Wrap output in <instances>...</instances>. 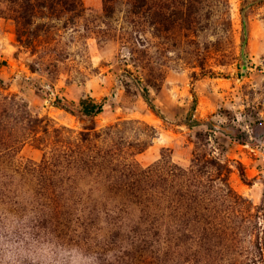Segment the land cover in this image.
Here are the masks:
<instances>
[{"label":"rangeland","instance_id":"374dc122","mask_svg":"<svg viewBox=\"0 0 264 264\" xmlns=\"http://www.w3.org/2000/svg\"><path fill=\"white\" fill-rule=\"evenodd\" d=\"M82 1L91 10L86 18L92 27L107 30L105 24H110L117 29L118 24L102 17L103 0ZM254 1L223 2L215 17L221 25L216 31L192 36L194 43L179 35L156 38L150 30L146 47H139L145 50V68L128 60V51L115 31L102 43L84 30L83 18L74 29L60 30L48 44L38 42L37 52L32 54L19 45L14 23L0 16V79L7 87L0 91L17 94L40 117L52 119L53 125L45 143L30 139L21 147L19 161L24 166L41 164L57 145L54 127H66L69 131L61 134L73 140H83V134L90 136L82 145L92 155L100 148L112 149L116 159L144 168L163 157L184 168L199 154L208 159L220 157L230 160L224 166L229 165L233 172H206L202 179L210 199L227 209L231 203L221 204L220 194L232 189L255 212L264 203V123L258 122L259 117L264 118V0L249 6ZM144 87L149 102L143 96ZM88 97L104 102V112L88 118L56 106L61 100V105L74 109ZM234 127L245 131L243 144L225 135L239 133ZM39 137L46 136L41 131ZM239 162L246 166L253 185L241 179ZM89 179L84 186L93 184ZM128 213L129 222L139 220L135 207ZM44 225L53 229L50 223ZM65 228L58 235L74 240ZM251 232L245 238L250 249L258 239ZM259 236L264 248V234Z\"/></svg>","mask_w":264,"mask_h":264},{"label":"trees","instance_id":"16d2710c","mask_svg":"<svg viewBox=\"0 0 264 264\" xmlns=\"http://www.w3.org/2000/svg\"><path fill=\"white\" fill-rule=\"evenodd\" d=\"M225 1L103 0L102 17L118 24L117 29L105 24L107 30L91 26L86 18L91 10L82 0H1L0 16L14 23L19 45L32 54L37 52L38 42L48 44L60 30L74 29L83 18L84 30L102 43L115 31L128 51V60L145 68V50L139 47H146L150 30L156 38L179 35L194 43L192 36L216 31L221 25L215 17ZM31 70L35 72V66ZM1 89L7 87L0 79ZM147 90L143 88V96L149 102ZM61 104L58 100L56 106L88 118L103 113L105 105L92 97L82 98L74 109ZM258 120L264 123V118ZM51 122L17 94L0 91V204L21 210L17 197L31 199L43 213V224L50 223L57 234L66 227L74 240L114 251L116 264H264L259 236L264 234V203L253 212L248 200L230 189L220 194L221 204L231 203L226 209L215 205L217 201L213 202L206 191L202 177L210 170L231 174L233 169L224 166L229 159L226 162L199 154L184 168L163 157L144 168L116 159L112 149L100 148L92 155L82 145L90 136L83 134V140H73L61 134L66 127H54L58 138L50 155L45 154L41 164L24 166L17 158L21 147L30 139L45 143ZM234 128L239 133L225 135L241 143L246 133ZM41 131L46 136L43 140ZM211 136L216 139L214 132ZM96 137L101 134L96 133ZM110 164L114 166L109 168ZM238 164L241 179L253 185L246 166ZM88 179L93 184L85 187ZM132 207L140 215L131 223L127 217ZM248 232L258 238L253 249L245 245Z\"/></svg>","mask_w":264,"mask_h":264},{"label":"clouds","instance_id":"9594fccd","mask_svg":"<svg viewBox=\"0 0 264 264\" xmlns=\"http://www.w3.org/2000/svg\"><path fill=\"white\" fill-rule=\"evenodd\" d=\"M21 210L0 204V264H116V253L91 242L62 238L42 223L43 213L24 196Z\"/></svg>","mask_w":264,"mask_h":264},{"label":"water","instance_id":"95a60500","mask_svg":"<svg viewBox=\"0 0 264 264\" xmlns=\"http://www.w3.org/2000/svg\"><path fill=\"white\" fill-rule=\"evenodd\" d=\"M261 0H257L254 1L253 3H251L249 6H252L254 3L260 2ZM243 17H244V36L245 38H247V26H246V22H245V11H243ZM245 41V40H244ZM246 44V42H244V45ZM245 69V68H244Z\"/></svg>","mask_w":264,"mask_h":264}]
</instances>
